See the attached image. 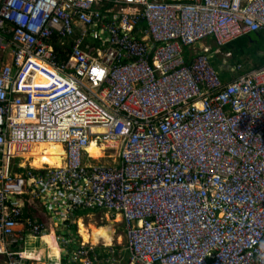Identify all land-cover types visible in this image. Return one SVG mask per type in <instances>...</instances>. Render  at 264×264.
I'll return each instance as SVG.
<instances>
[{"label": "built area", "instance_id": "obj_1", "mask_svg": "<svg viewBox=\"0 0 264 264\" xmlns=\"http://www.w3.org/2000/svg\"><path fill=\"white\" fill-rule=\"evenodd\" d=\"M256 31L264 0H0V264H35L25 233L51 231L98 263L68 225L99 209L127 264H264V64H211ZM39 142L61 166L23 158Z\"/></svg>", "mask_w": 264, "mask_h": 264}, {"label": "rangeland", "instance_id": "obj_2", "mask_svg": "<svg viewBox=\"0 0 264 264\" xmlns=\"http://www.w3.org/2000/svg\"><path fill=\"white\" fill-rule=\"evenodd\" d=\"M206 43H208V41H206ZM222 60L223 62L225 61L224 58ZM248 64H250V61L248 62ZM95 161H98L101 163H110L112 159L111 158L109 159L99 158V159H95ZM36 217L37 218L39 217L40 220L45 221V222L49 221V219L48 218L45 219V216L42 214H37ZM78 218L82 219L85 225L90 224L93 226H98V225L103 226L104 228H106V230L109 232L112 238L110 244L108 245L105 244L103 241H99L95 244H89V243L86 244L88 246H92L93 248H96V250L100 249L101 252H105L108 254L110 253L109 256H107L103 261L100 260L97 264H127V256L124 250V237H123V231H122L123 224L121 221V217L118 214H116L115 212H110V211L99 209V210H92L86 214H83L82 216ZM78 218L71 219L68 225L69 239L73 240L72 242L73 246H76L81 242L78 239L80 238V236L77 232V219ZM71 224H74L75 229H73L70 226ZM52 233H50L49 235L50 238L54 237V233L53 234ZM29 234H30L29 232L25 233V243H23L21 247H24L26 250H34V249L37 250L39 248L43 250V254H46L50 251L49 244L40 241L39 238H33ZM43 259L47 260L45 255L43 256ZM54 259L56 258H52L51 261L56 262Z\"/></svg>", "mask_w": 264, "mask_h": 264}, {"label": "bare ground", "instance_id": "obj_3", "mask_svg": "<svg viewBox=\"0 0 264 264\" xmlns=\"http://www.w3.org/2000/svg\"><path fill=\"white\" fill-rule=\"evenodd\" d=\"M37 82L44 84L46 83V80L44 77L39 76L37 78ZM94 129L101 130L100 128L95 127ZM105 148L104 144H97L95 141H91L87 147V151L89 153V156L95 159H99L103 157V149ZM62 155H63V149L62 146L59 143H52V142H39V143H33L31 144V148L24 153L22 156L27 160L28 158H32L30 160V165L33 167H42L43 165H46L48 167H59L62 164ZM104 160V159H103ZM111 221V220H110ZM53 232V231H52ZM49 232L45 234L40 240L44 243L49 244L50 251L53 250L59 257L60 249L56 242L55 237L50 238ZM77 232L80 236V240L82 243L86 244H95L99 241H103L105 244H110L112 238L109 234V232L104 228L103 226H93V225H85L82 221V219H77ZM53 234V233H52ZM117 237V236H116ZM117 239V238H116ZM115 240V239H114ZM51 252H48L49 254ZM25 254L29 257H39L41 256L42 249H37L36 252L29 251Z\"/></svg>", "mask_w": 264, "mask_h": 264}, {"label": "trees", "instance_id": "obj_4", "mask_svg": "<svg viewBox=\"0 0 264 264\" xmlns=\"http://www.w3.org/2000/svg\"><path fill=\"white\" fill-rule=\"evenodd\" d=\"M215 47L213 46V49ZM222 53L229 52L228 57L222 54H214L211 58V64L220 69V76L222 80L229 78L231 74V68L237 64L241 65L240 71L248 70L252 67H256L264 64V31H256L245 34L239 38H236L230 42H227L220 46ZM224 58V62L223 59ZM250 61V64L248 62ZM90 212L89 210H77L76 216H82ZM75 229L74 224L70 225ZM51 252L57 255L51 250ZM108 256V253H101L99 259L102 261ZM69 264V263H68Z\"/></svg>", "mask_w": 264, "mask_h": 264}, {"label": "crops", "instance_id": "obj_5", "mask_svg": "<svg viewBox=\"0 0 264 264\" xmlns=\"http://www.w3.org/2000/svg\"><path fill=\"white\" fill-rule=\"evenodd\" d=\"M42 215H44V214H42ZM119 215V214H118ZM45 216V215H44ZM120 216V215H119ZM45 219H47V217H45ZM40 240V239H39ZM41 241V240H40ZM39 249V248H38ZM29 251H35L36 252V250L34 249V250H26V252H29ZM49 251V250H48ZM47 251V252H48ZM53 251V250H52ZM49 252H51V251H49ZM95 252L98 254V257H99V255L101 254V253H103V254H105V252H101V250L99 249V250H95ZM42 253H43V250H42ZM46 256V259L47 260H44L43 259V256ZM63 256H64V258H63ZM52 258H56V259H54L56 262H52L51 261V259ZM34 259H35V264H72V263H70V262H68V260H67V256L66 255H61L59 258H58V256L57 255H55V254H53L52 252L51 253H49V254H42L41 256L39 255V257L37 256V257H34ZM100 260H102V258H100ZM73 264H79V263H77V262H75V263H73ZM97 264V263H96Z\"/></svg>", "mask_w": 264, "mask_h": 264}]
</instances>
